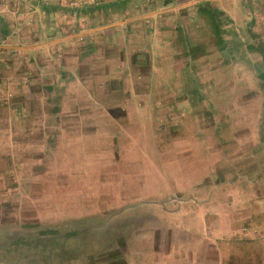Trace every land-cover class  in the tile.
Masks as SVG:
<instances>
[{
  "label": "rangeland",
  "instance_id": "1",
  "mask_svg": "<svg viewBox=\"0 0 264 264\" xmlns=\"http://www.w3.org/2000/svg\"><path fill=\"white\" fill-rule=\"evenodd\" d=\"M136 1L124 17L134 18V29L114 16L105 25L99 15L94 27L104 28L82 38L72 35L89 29L84 17L58 14L53 37L66 35L71 48L39 49L32 61L43 73L21 86L18 73L32 65L17 48L27 45L0 41L6 86L15 78L14 92L2 94L11 107L0 109V200L9 202L0 208V236L76 229L85 238L73 243L80 257L72 264H88L89 254L108 247L122 264H221L223 240L264 248V157L258 172L243 159L258 138L263 96L251 63L260 56L226 64L212 55L216 37L203 18L174 5L147 23L140 16L162 0ZM148 27L154 33L146 40ZM159 28L172 31L163 46ZM9 54L21 58L11 62ZM187 68L196 94L184 92ZM219 135L238 142L228 155Z\"/></svg>",
  "mask_w": 264,
  "mask_h": 264
},
{
  "label": "trees",
  "instance_id": "2",
  "mask_svg": "<svg viewBox=\"0 0 264 264\" xmlns=\"http://www.w3.org/2000/svg\"><path fill=\"white\" fill-rule=\"evenodd\" d=\"M129 0H117L110 3H101L98 5H87L79 7H63L60 5H42L43 9L49 13H67L75 17L101 15L108 20L110 15L120 14L126 7ZM169 0H162L160 5H167ZM202 8L201 13L204 12ZM210 20L214 25V33L216 35V52L212 51V55L218 57L222 61L229 64L231 61L237 60L246 65L250 63L248 54L257 52L261 56L260 62H253L252 70L260 81V90L263 96L261 114L258 120V138L255 144L248 147L244 153L243 159L246 161V166L253 167V171L258 172L262 170V159L264 157V43H257L254 40L253 34L249 29H244L243 33L239 34L236 31H231V38H225L222 31L216 23V18L212 13ZM112 17V16H111ZM186 81L184 84V92L189 94H196L197 85L195 79L190 72V68L185 69ZM199 96L195 98L193 103L194 109L199 108L197 102ZM196 103V104H195ZM218 136V135H217ZM219 135L217 142L223 148L222 152L228 155L237 146V141L228 140ZM237 163V162H236ZM235 163H232V165ZM222 167V166H221ZM227 167V166H223ZM242 168V166H240ZM240 167H230L234 171H242ZM244 167V168H245ZM248 169V167H247ZM246 173L250 172L248 170ZM219 180L223 181L224 174L222 169H218ZM9 202L0 200V208H8ZM6 219L0 212V224H3ZM172 230L168 229L169 237H171ZM85 237L76 229L66 228H50L45 230H38L34 232H11L8 231L0 236V264H21L23 259H30L29 264H72L73 261L79 259L78 246L75 247L73 243H80L81 239ZM108 246V245H107ZM220 252L223 256L221 264H262L263 262V246L255 240H223L220 242ZM106 249V248H105ZM108 251L98 252L99 254H89L86 258L88 264H95L101 258H104L108 264H122L124 260L119 257V251L114 249ZM110 255L117 257L115 261L111 262ZM108 256V257H107ZM101 257V258H100Z\"/></svg>",
  "mask_w": 264,
  "mask_h": 264
},
{
  "label": "crops",
  "instance_id": "3",
  "mask_svg": "<svg viewBox=\"0 0 264 264\" xmlns=\"http://www.w3.org/2000/svg\"><path fill=\"white\" fill-rule=\"evenodd\" d=\"M30 3V6H28V2ZM117 0H100L101 3H110ZM155 0H139V2H143L144 5L149 4L150 2ZM170 2L167 5H160L156 6V9L154 10H147L146 13H144L140 18H147V23H150V17L155 18L159 17L160 14L164 11H168L171 7L168 6H176V7H182L186 11L189 12V14H192V18L194 16L198 19H204L205 22L209 23L213 30L214 25L212 21L210 20L211 16L208 15L209 13H212L216 18V23L220 27L222 31V35L224 36L226 31L228 32V27H232L231 30L236 31L237 33L241 34V31L244 29H249L254 37V40L257 43H264V0H169ZM136 0H129L126 3V7L123 11L120 12V14H113L108 17L109 19L106 20L105 25L109 23V21L112 19L111 16H114L113 18H119L122 19L125 17V15H132L134 14L133 11L136 10L138 7V2L136 3ZM57 3V2H56ZM49 6L53 5L56 6L55 0H0V41L4 42H14L18 43L19 41H23L26 47L17 48L19 53L22 55V58H26V55H28V60L30 61V65H32V70H28L27 68H21L23 73H18V76L23 74L22 77L24 78L23 82L17 81L20 86L25 83V80L31 81L38 79L41 77L38 73L41 71H36L38 66L36 65L35 61H32L34 59L39 49L43 50L46 49L48 45L56 43L58 46V49L62 52L67 51L66 47L69 49L71 48L69 46V39L68 37H53V33L51 31V28H53L52 22L56 17H58V14H60L61 17L68 16L70 14L67 13H49L46 12L43 9V6ZM61 5V4H60ZM63 5V4H62ZM65 6V5H64ZM202 8H204V12L201 13ZM30 10V11H29ZM32 10V11H31ZM184 11V10H183ZM133 12V13H132ZM23 16L30 15L29 18H34V23H25L24 20H22V14ZM57 14V15H56ZM54 15H56L54 17ZM159 15V16H158ZM73 15H70V17ZM99 16V15H98ZM98 16L97 14L90 16H81L88 22L86 30H81L77 34H74L72 36H79L80 38L86 36V32L90 33L91 36L96 33V31L99 29L104 28V26L94 27L98 22ZM42 18V22L40 23V19ZM74 17V16H73ZM129 17V16H128ZM127 19L124 18V21L126 25H131L129 28H133L135 24L134 18L129 17ZM24 19V18H23ZM220 19V20H219ZM105 21V20H104ZM115 23L110 24L111 27ZM86 25V24H84ZM167 25V24H166ZM231 25V26H229ZM180 26H176L175 28L179 29ZM40 28L46 29V36L43 38V36L40 35ZM50 29V30H49ZM134 29V28H133ZM152 28L148 27V32H146V40H148V36L151 34L152 31H150ZM48 30V31H47ZM154 33V32H152ZM172 31L170 30H160L158 34V39L160 45H166L168 44L167 41H170L168 34L170 35ZM215 34V33H214ZM216 37V35H215ZM225 37V36H224ZM60 42V43H59ZM149 44V41L146 43V45ZM91 45V44H89ZM39 46L40 48H36ZM47 50V49H46ZM10 52V50L7 51V53ZM20 54H10V58L12 60H17L21 58ZM20 55V56H19ZM135 55H140L142 57L145 56V54H139L135 53ZM260 56V54H258ZM261 58V56H260ZM135 60V58L133 59ZM10 61V60H9ZM11 65V64H10ZM136 66V65H135ZM143 67V65H142ZM19 69V66L17 67ZM26 71V72H24ZM9 72L12 73L11 68H9ZM43 72H40L41 74ZM15 74V73H14ZM17 75V74H16ZM27 77V78H25ZM15 79V78H14ZM14 79H12L10 84H7L6 82H9V78H6V75L0 70V103H2V107L0 109L6 110L8 107H11L6 104V100H4L2 97V94L5 92H14ZM20 80V79H19ZM22 80V79H21ZM40 81V80H39ZM40 83V82H39ZM10 85V86H9ZM37 87V86H36ZM32 91H36V88H31ZM8 101V100H7ZM5 103V104H4ZM8 103V102H7Z\"/></svg>",
  "mask_w": 264,
  "mask_h": 264
},
{
  "label": "built area",
  "instance_id": "4",
  "mask_svg": "<svg viewBox=\"0 0 264 264\" xmlns=\"http://www.w3.org/2000/svg\"><path fill=\"white\" fill-rule=\"evenodd\" d=\"M63 5H67L69 7H79V6H87V5H98L100 4V0H60Z\"/></svg>",
  "mask_w": 264,
  "mask_h": 264
}]
</instances>
